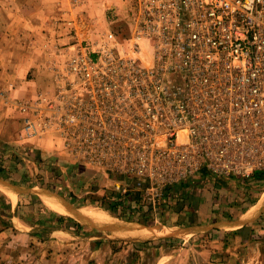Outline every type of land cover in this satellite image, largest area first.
<instances>
[{"label":"built area","instance_id":"obj_1","mask_svg":"<svg viewBox=\"0 0 264 264\" xmlns=\"http://www.w3.org/2000/svg\"><path fill=\"white\" fill-rule=\"evenodd\" d=\"M135 5V40L72 57L86 105L50 108L44 129L151 204L202 174L264 173V0Z\"/></svg>","mask_w":264,"mask_h":264},{"label":"rangeland","instance_id":"obj_2","mask_svg":"<svg viewBox=\"0 0 264 264\" xmlns=\"http://www.w3.org/2000/svg\"><path fill=\"white\" fill-rule=\"evenodd\" d=\"M33 1L37 0H32L28 9L37 13L26 15L25 23L28 41L35 44L30 53L36 64L25 78L31 83L30 95L22 96L17 89L18 95L11 98L0 89V101H9L14 108L15 130L13 140L0 141V167L7 178L17 180L27 173L29 180L37 185L28 188L1 177L0 181L33 192L9 189L17 196L16 214L28 215L35 228L27 240L16 236L19 229L24 230L20 226L11 231L13 239L4 236V227L9 225L5 218L9 217L5 207L9 190L0 185V264H264V193L250 215L247 214V217L255 214L254 219L241 228L246 239L251 235L262 239L261 249L248 250L251 246L234 239V227L224 225L238 220L259 198L264 183L202 174L191 180L184 191L166 190L153 205L142 194L120 195L115 191L114 181L123 177L88 166L71 154L68 144L58 141L62 157L57 160L43 154L34 139L55 141L53 129L43 126V117L53 113L50 108L86 105L83 85L71 71L70 59L82 50L91 52L104 41H134L136 5L135 0H48L35 8ZM6 8L0 9L4 19L8 18ZM36 26L38 29L33 31ZM38 58L43 62L38 63ZM40 181L50 187L39 185ZM41 187L76 211L106 214L113 220L112 225L128 228L119 230L124 234L121 236L100 221L93 227L79 223L77 229L76 215H62L63 219L59 220L61 214L39 200L35 192L41 191ZM117 195L125 217L99 205ZM54 227H70L78 237L67 244L63 239L58 240L62 244H56L48 238Z\"/></svg>","mask_w":264,"mask_h":264},{"label":"crops","instance_id":"obj_3","mask_svg":"<svg viewBox=\"0 0 264 264\" xmlns=\"http://www.w3.org/2000/svg\"><path fill=\"white\" fill-rule=\"evenodd\" d=\"M20 1V5L19 4ZM32 0H0L1 7L6 8L8 11V18L5 17V19L0 15V89L5 90L7 94L11 96V98L15 97V94L18 95L17 89L20 90L21 95H25V97L30 95V92L28 91V87L31 85L29 81L25 80L27 78V75L29 71H33L34 69L31 68L33 65H35V60H31V53L32 50V44L34 42H29L27 36V16L30 14H34L37 11H29L28 6L30 5V2ZM48 0H37L36 2L33 1L32 6L35 8L42 7V2H46ZM0 7V9H1ZM2 10V9H1ZM40 11V9L38 10ZM27 15V16H26ZM38 26L33 28V31L37 30ZM35 47V44H33V48ZM42 58V56H41ZM41 58H38V63H42V60H39ZM31 65V66H30ZM30 66V67H29ZM39 66V65H38ZM2 102L0 101V141H4L5 143L9 140H13L15 135L13 128L14 124V108L9 101ZM19 129V128H18ZM55 138L54 142H49V138H42V140L37 137V139H34L37 143L39 148L43 151V154L47 156H52L53 159L57 160L58 158L62 157L61 151L57 145H59L57 138ZM51 145H53L51 147ZM52 149V152H51ZM102 171V170H101ZM104 173V172H102ZM104 176V175H103ZM254 176V175H253ZM248 177L247 179H243L245 181H257L264 183V179H257ZM258 184V183H257ZM18 185V184H17ZM37 184H34L31 188H35ZM29 188V186H27ZM44 187V186H43ZM41 187V191L35 192L37 194V197L41 202L44 203L45 195L43 192H46V190ZM9 190V189H8ZM264 193V189H261L259 198L253 203L249 205V207L241 213L238 220L236 221H242V224L234 227V239L238 242L243 243L244 245L251 246L248 247V250L253 249L252 251H255L257 249H261L262 245V239H255L252 235L249 237V239H246V237L243 236L241 232V228L243 225H247L249 221L253 220L254 215L247 217L248 212L250 211V208L255 206L261 199L262 195ZM33 194V193H31ZM19 195V193L17 194ZM44 195V196H43ZM17 197V196H16ZM8 200L7 205L5 206L7 208V213L9 214V217H5L7 219V222L9 225H6L4 227V236L14 238L15 236L11 232L13 228L18 229L17 226L23 227L24 230L19 229V233L16 234V236H19V238L24 239V237L29 239V232L31 229L35 228V223L30 221V217L28 215H23V213L20 215L16 214L17 209V202H14L13 199L10 197L6 198ZM45 204V203H44ZM46 205V204H45ZM264 207V204L262 208ZM23 208V207H21ZM261 208V209H262ZM261 209L257 212L259 213ZM256 213V214H257ZM62 215H59L60 217ZM64 217V216H62ZM78 224L86 223L89 224L90 227L95 226V222L97 223V220H91V221H82L78 218H74ZM244 221V222H243ZM16 224V225H15ZM231 230V229H230ZM34 232V230H33ZM233 232V233H234ZM20 234V235H19ZM73 237H78L77 234L73 233L72 231H68L65 228H53L50 232V235L48 238L52 241H54L56 244H62V242H58V240H64L65 244L71 241ZM92 239V238H89ZM7 245L10 243L8 241V238L6 239ZM255 249V250H254Z\"/></svg>","mask_w":264,"mask_h":264},{"label":"bare ground","instance_id":"obj_4","mask_svg":"<svg viewBox=\"0 0 264 264\" xmlns=\"http://www.w3.org/2000/svg\"><path fill=\"white\" fill-rule=\"evenodd\" d=\"M6 193L9 195V197L13 200L16 199V195L14 193H12V191H6ZM6 194V195H7ZM44 196V195H43ZM44 198V203L46 204V206H48L50 209H52L53 211L57 212L58 214H61V215H69V214H74L76 215V217L82 221H91V220H97V221H100L102 222L103 224H107V225H112V222L113 220L111 219V217H109L108 215H100L96 212H93V211H90V210H86V211H70L69 209L66 208V205L64 203H62L61 201H59L58 199H55L51 196H45L43 197ZM93 208V207H92ZM254 207L250 208V211H249V215L251 213V210L253 209ZM87 209H89L87 207ZM99 211V210H98ZM102 212V211H101ZM103 213V212H102ZM105 213V212H104ZM115 222V221H114ZM109 226V227H110ZM130 227V226H129ZM128 228V227H127ZM126 228V229H127ZM134 228V227H133ZM130 229V228H129ZM135 229V228H134ZM147 229V228H146ZM120 229H117L115 230L119 236L121 235H124L121 231H119ZM136 230V229H135ZM156 230V229H155ZM159 230V229H158ZM161 230V229H160ZM164 230V229H162ZM154 231V229H153ZM159 232V231H158ZM165 232V231H164ZM154 233V232H153ZM126 234V233H125ZM155 234V233H154ZM149 235V234H148ZM131 236V235H129ZM145 237V235H143ZM142 236V237H143ZM140 237V236H139ZM147 237V236H146Z\"/></svg>","mask_w":264,"mask_h":264},{"label":"trees","instance_id":"obj_5","mask_svg":"<svg viewBox=\"0 0 264 264\" xmlns=\"http://www.w3.org/2000/svg\"><path fill=\"white\" fill-rule=\"evenodd\" d=\"M0 177L1 178H7V176L5 175V172H4V169L0 167ZM9 178V177H8ZM7 178V179H8ZM253 178H257V179H264V173H257L253 176ZM14 184H18V185H24V186H33L35 183H33L32 181H30V177L28 176V174H22L20 179H17V180H13V178H9ZM191 182L190 181H187V182H183L181 184H179L178 186H175L174 189H179V190H182L184 191L186 188L189 187V184ZM39 185L41 186H47V187H50L48 184H44L42 183L41 181L38 182ZM170 188H167L166 190L169 191ZM118 195L116 198L112 199V198H109L108 202L105 204V203H99L100 206H105L106 209H109L111 212H114L115 214H117L119 217H125L124 212L121 211V209L119 208V204L120 202H118ZM130 199H133V198H130ZM141 208H146L145 206H142ZM59 220L63 219L62 216L58 217ZM140 221V220H139ZM142 222H144V220H141ZM76 225V228L77 229H80V225L76 222L75 223ZM67 229L68 231H72V228H65ZM77 232V230H75Z\"/></svg>","mask_w":264,"mask_h":264},{"label":"water","instance_id":"obj_6","mask_svg":"<svg viewBox=\"0 0 264 264\" xmlns=\"http://www.w3.org/2000/svg\"><path fill=\"white\" fill-rule=\"evenodd\" d=\"M0 185H2L3 187L7 188V189H12V190H16L17 192H22L23 190L18 187V186H15V185H12L11 183H7V182H3V181H0ZM23 192H30V193H33L30 189H27L24 190ZM45 195H48L50 196L51 194H49L48 192H43ZM56 198V197H55ZM58 198V197H57ZM60 201L62 203H64L66 205V208L69 209L70 211H76V209L68 204L67 202L63 201L62 199H60ZM244 222V221H243ZM242 224V221H235V222H229V223H226L224 225H227V226H236V225H240ZM110 225H107L106 227L109 228ZM113 230H117V229H120V230H127L126 228L123 229V227L119 226V225H111L110 226ZM161 227H158L156 229H160ZM200 229V228H199Z\"/></svg>","mask_w":264,"mask_h":264}]
</instances>
